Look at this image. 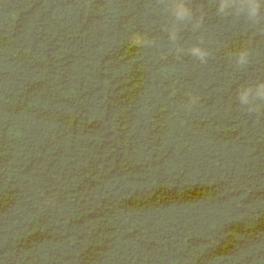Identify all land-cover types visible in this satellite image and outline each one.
I'll use <instances>...</instances> for the list:
<instances>
[{
    "label": "trees",
    "instance_id": "1",
    "mask_svg": "<svg viewBox=\"0 0 264 264\" xmlns=\"http://www.w3.org/2000/svg\"><path fill=\"white\" fill-rule=\"evenodd\" d=\"M0 264H264V0H0Z\"/></svg>",
    "mask_w": 264,
    "mask_h": 264
}]
</instances>
